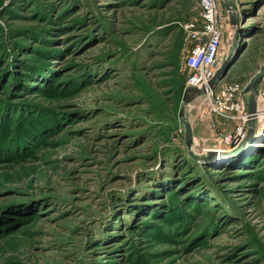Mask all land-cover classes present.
<instances>
[{"label": "rangeland", "instance_id": "rangeland-1", "mask_svg": "<svg viewBox=\"0 0 264 264\" xmlns=\"http://www.w3.org/2000/svg\"><path fill=\"white\" fill-rule=\"evenodd\" d=\"M217 5V60L233 58L222 82L244 88L264 65V0ZM200 11L196 0H0V112L41 120L24 146L0 148V264H264V125L240 144L238 120L179 90L183 29L170 63L177 29Z\"/></svg>", "mask_w": 264, "mask_h": 264}, {"label": "built area", "instance_id": "built-area-1", "mask_svg": "<svg viewBox=\"0 0 264 264\" xmlns=\"http://www.w3.org/2000/svg\"><path fill=\"white\" fill-rule=\"evenodd\" d=\"M200 8V23L187 21L182 25L190 41L185 65L190 69L184 89L196 88L206 96L211 113L242 123L249 118L246 101L238 84L222 82L211 86V79L220 68L217 53L223 38L222 18L217 0H196ZM261 94L264 96V78ZM239 132L241 128H238Z\"/></svg>", "mask_w": 264, "mask_h": 264}, {"label": "water", "instance_id": "water-1", "mask_svg": "<svg viewBox=\"0 0 264 264\" xmlns=\"http://www.w3.org/2000/svg\"><path fill=\"white\" fill-rule=\"evenodd\" d=\"M229 25L232 27L234 31V36H236L238 29H239V20H238V14L236 13H231L229 14ZM230 51V52H229ZM228 52L231 53V47H229ZM230 54L226 56L224 59V62L220 66V68L216 71L214 77L211 79V86L214 87L216 84L222 80L227 72L228 66L231 64L233 61V58L230 60ZM264 78V65L259 69V71L251 78V80L246 84V86L242 89L241 94L247 93L250 91V95L248 100L246 101V109L247 112L249 113V118L245 122L238 121V125H235V132L239 133L238 128H247L246 130V135L245 137L241 140L240 144H247L250 139L253 138L255 133L262 128L264 125V120H262L259 124L254 125V122L252 119H254V113L256 110V98L255 94L257 93V86L260 83L261 80ZM186 91L188 92H193V94H201L203 93L201 90L196 89V88H188ZM187 98V97H186ZM184 98V101L187 99ZM186 128V141L187 144L189 145L191 134H190V129L189 125H185ZM234 132V134H235ZM233 134V133H232ZM222 151V150H221ZM221 151H211L210 154L207 156V160L210 159L212 155H216L220 153Z\"/></svg>", "mask_w": 264, "mask_h": 264}, {"label": "trees", "instance_id": "trees-1", "mask_svg": "<svg viewBox=\"0 0 264 264\" xmlns=\"http://www.w3.org/2000/svg\"><path fill=\"white\" fill-rule=\"evenodd\" d=\"M179 28V27H178ZM175 28H173L172 30H174ZM176 33L179 35L178 39L176 40V47L174 48V52L171 53L170 52V63L171 65H174L178 62V58H179V54L182 50L183 47V31L182 28L180 27L179 29H177ZM182 33V34H181ZM33 74H30L28 77L25 76L24 80H30L29 77L32 76ZM40 78H38L36 81H38ZM183 83L179 84V90L183 89ZM39 90H41L42 88H38ZM45 89V88H44ZM178 88L177 91L179 92ZM187 90V89H186ZM185 89H183V92H186ZM6 102L8 101H3V103H1L0 106L4 105ZM24 102V101H23ZM32 105V104H31ZM28 107V106H27ZM19 108L16 109V117L12 118L9 117L11 110L7 109V108H2V112H0V123H4L7 122L8 120H11V123H13V120L16 119L18 116L19 119H17L16 121V126L19 125V131L15 134V132L10 136L8 135V132L5 130V134L0 135V148L2 147H6V148H10V149H19V147H21V145L23 144V146L30 141V139H32L34 137V134L36 132L35 129H37V125H39L41 123V120H39V118L36 115L35 110H31V109H26V108ZM8 113V114H6ZM14 116V115H13ZM24 119V122L22 123L21 120ZM23 139V140H21ZM22 142H21V141ZM22 143V144H21Z\"/></svg>", "mask_w": 264, "mask_h": 264}, {"label": "flooded vegetation", "instance_id": "flooded-vegetation-1", "mask_svg": "<svg viewBox=\"0 0 264 264\" xmlns=\"http://www.w3.org/2000/svg\"><path fill=\"white\" fill-rule=\"evenodd\" d=\"M185 94L188 95L189 97L194 95L193 92H188V91H186Z\"/></svg>", "mask_w": 264, "mask_h": 264}, {"label": "crops", "instance_id": "crops-1", "mask_svg": "<svg viewBox=\"0 0 264 264\" xmlns=\"http://www.w3.org/2000/svg\"><path fill=\"white\" fill-rule=\"evenodd\" d=\"M221 18H222V23H223V17L221 16ZM223 33H224V30H223ZM223 79H224V78H223ZM223 79H222L221 81H224ZM249 92H250V91H249ZM245 95H246L245 93L242 94L243 97H244ZM247 97H248V96H247Z\"/></svg>", "mask_w": 264, "mask_h": 264}]
</instances>
